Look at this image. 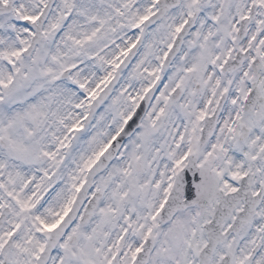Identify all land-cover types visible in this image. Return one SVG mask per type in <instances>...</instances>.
Listing matches in <instances>:
<instances>
[{"label":"snow or ice","instance_id":"obj_1","mask_svg":"<svg viewBox=\"0 0 264 264\" xmlns=\"http://www.w3.org/2000/svg\"><path fill=\"white\" fill-rule=\"evenodd\" d=\"M0 264H264V0H0Z\"/></svg>","mask_w":264,"mask_h":264}]
</instances>
